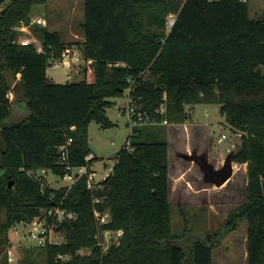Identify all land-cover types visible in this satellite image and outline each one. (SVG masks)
<instances>
[{"label": "trees", "instance_id": "trees-1", "mask_svg": "<svg viewBox=\"0 0 264 264\" xmlns=\"http://www.w3.org/2000/svg\"><path fill=\"white\" fill-rule=\"evenodd\" d=\"M5 1L0 0L3 241L21 222L50 221L46 211L59 206L65 216L56 230L64 232V240L35 246L44 252L42 264H213L217 234L246 220V264H264V15L250 18L248 2L241 0H84L78 44L84 76L58 83L47 68L70 44L59 31L31 23L32 8L47 0H7L1 6ZM171 12L175 21L167 28ZM22 25L39 39L41 50L32 41L19 42L16 27ZM128 89L156 121L182 123L191 119L186 104H213L239 134L232 161L246 164V197L219 232L208 237L201 232L186 242L172 232L162 124L132 128L111 171L98 182L102 189L87 188L86 174L59 188L35 176L44 168L62 179L67 167H90L97 157L86 159L87 125L93 120L112 126L106 109ZM160 105L163 112L157 111ZM13 106L26 114L10 120ZM67 141L62 160L58 147ZM105 208L109 219L99 223L94 210ZM105 230L121 234L102 251L96 236ZM82 247L90 251L78 254Z\"/></svg>", "mask_w": 264, "mask_h": 264}, {"label": "rangeland", "instance_id": "rangeland-1", "mask_svg": "<svg viewBox=\"0 0 264 264\" xmlns=\"http://www.w3.org/2000/svg\"><path fill=\"white\" fill-rule=\"evenodd\" d=\"M247 2L250 18L264 15V0H248ZM6 4L7 0L1 6ZM38 17L45 19V25L49 29L61 32L64 42L70 44L68 45L70 49L73 48L69 58L75 59L69 65L51 62L47 68V74L52 81L58 83L81 80L84 76L82 74L84 58L78 44L82 41L79 23L84 17V0H47L32 8L31 19ZM16 28L19 42L25 39L40 47L39 39L34 36L28 26L23 29ZM122 99L115 98L114 104L107 109L106 115L113 123L112 126L102 128L93 120L87 125L88 144L97 156L95 162L91 164L92 172H94L93 181L97 186L95 189L103 188L98 182L111 171L115 154L125 143L130 132L126 116L118 113V105ZM194 107L191 109V105H185L186 111L191 110V119L182 123L164 125L165 136L171 140L168 144V199L171 230L179 236L181 242H186L190 236H197L201 232L207 237L210 233L219 232L229 211L236 208L246 197V174L240 164L233 162L234 170L231 177L217 187L203 180L202 172L197 164L177 155V152L190 153L192 150L197 153L205 152L208 161L215 167H219L227 153L230 151L234 153L239 147V134L224 122V117L219 113L217 105L198 103ZM20 109L12 107L10 120H18L26 114L23 107ZM222 135H224L223 138ZM40 172L41 170L38 169L34 174H40ZM41 177L45 185L51 188L69 184L46 170ZM100 201L102 198L94 197V202ZM99 214L103 217V222L109 219L107 208ZM4 216L5 211L0 207V227ZM17 229L21 230L22 227L18 226ZM246 230L247 222L243 220L235 229L225 232L222 236L217 234V243L212 247L213 264H246ZM52 234V239L59 242L64 240L63 231L55 230ZM96 238L102 251H106L112 243L118 242L119 236L105 230L98 233ZM7 239L8 242L3 241V234L0 231V264L43 263V250L26 241L19 231L15 232L11 228L7 232ZM89 251V248L82 247L77 250V253L86 254ZM67 257L69 258V255Z\"/></svg>", "mask_w": 264, "mask_h": 264}, {"label": "built area", "instance_id": "built-area-1", "mask_svg": "<svg viewBox=\"0 0 264 264\" xmlns=\"http://www.w3.org/2000/svg\"><path fill=\"white\" fill-rule=\"evenodd\" d=\"M244 2H247L248 0H241ZM175 21V14L170 13L166 16L165 25L167 28H170ZM43 23L41 19L39 18H33L31 19V23ZM27 27L25 25H22L20 28ZM30 41L23 40L21 43H27ZM38 50H41V47L37 48ZM73 51V48H65L62 51L61 57L52 60L51 62H54V64L63 63L66 65H69L71 61H74V57L69 58V53ZM59 62V63H58ZM129 89L127 90L126 94L121 97L122 102L118 105V113L123 114L127 118V124L130 128V132L134 126H141V125H151V124H162V125H168L170 124L166 119H162L161 121H156L153 117H151L147 112L142 111L139 106L131 99V97L128 95ZM159 112L164 111L163 105H160L159 109L157 110ZM206 113V111H205ZM186 128V126H185ZM222 138L224 135L221 136ZM219 140H221L219 138ZM68 141L65 144H62L58 147V150L60 152V156L62 160H65L66 157V147H67ZM92 155L89 154L86 156V159H89ZM40 174H36L35 176H42L45 173V169L41 168ZM86 174V184L87 188L90 190L95 189L97 186L94 184L93 181V172L90 170V167L88 164H84L78 167L69 168L67 167V171L64 173L62 179L66 180L69 184L68 187L74 183L81 175ZM46 215L48 217H51L52 219L50 221H47L46 217H41L38 219H34L29 223L21 222L13 227V230L19 231L21 234V237L26 241H29V243L33 244L34 246L38 247H44L49 243L53 244H60L58 240L52 239V233L55 232L57 228V222L62 220L65 216L64 209L60 208L59 206H54L49 208L46 211ZM94 215L98 219L99 223H104V219L102 216H100L99 212L97 210H94ZM71 213H67V217H70ZM18 226H21L22 229L18 230ZM114 232L117 236L121 234V230H109ZM67 254H58L57 257L62 259H67Z\"/></svg>", "mask_w": 264, "mask_h": 264}, {"label": "water", "instance_id": "water-1", "mask_svg": "<svg viewBox=\"0 0 264 264\" xmlns=\"http://www.w3.org/2000/svg\"><path fill=\"white\" fill-rule=\"evenodd\" d=\"M191 108L193 109L194 105H191ZM232 154V151L228 152L222 164L219 167H215L210 161H208L205 152L197 153L195 150H192L190 153L177 152V155L182 159L197 164V166L202 172L203 180L217 187L221 186L224 182H226L233 173L234 163L232 161Z\"/></svg>", "mask_w": 264, "mask_h": 264}, {"label": "crops", "instance_id": "crops-1", "mask_svg": "<svg viewBox=\"0 0 264 264\" xmlns=\"http://www.w3.org/2000/svg\"><path fill=\"white\" fill-rule=\"evenodd\" d=\"M39 19H41L42 20V24L43 25H45V19L44 18H41V17H38ZM41 24V25H42ZM51 30V29H50ZM58 31V30H57ZM60 35H61V32H60ZM61 38H62V36H61ZM83 38V37H82ZM48 75V74H47ZM49 76V75H48ZM49 78L51 79V77L49 76ZM52 80V79H51ZM121 98V97H120ZM109 108V107H108ZM107 108V109H108ZM195 108V107H194ZM107 109H106V113H107ZM108 117V116H107ZM109 118V117H108ZM126 122H127V120H126ZM186 122V121H185ZM167 140H168V144L171 142V140L170 139H168L167 138ZM91 148V147H90ZM186 149H187V147H186ZM91 155H94V156H96L94 153H93V151H92V148H91V153H90ZM168 156H169V149H168ZM97 157V156H96ZM95 162V161H94ZM241 166H243V171H244V173L246 174V164L245 163H243V164H240ZM92 166V165H91ZM91 166H90V170L91 171H93L92 169H91ZM93 174H94V172H93ZM107 174V173H106ZM105 174V175H106ZM245 240H246V237H245Z\"/></svg>", "mask_w": 264, "mask_h": 264}]
</instances>
